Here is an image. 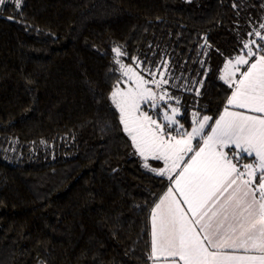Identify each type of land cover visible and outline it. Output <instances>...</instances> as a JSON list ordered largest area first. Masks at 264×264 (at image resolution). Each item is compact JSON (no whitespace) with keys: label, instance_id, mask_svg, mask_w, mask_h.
I'll return each instance as SVG.
<instances>
[{"label":"trees","instance_id":"trees-1","mask_svg":"<svg viewBox=\"0 0 264 264\" xmlns=\"http://www.w3.org/2000/svg\"><path fill=\"white\" fill-rule=\"evenodd\" d=\"M262 5L21 0L15 9L9 0L0 11V264H149L150 213L169 182L143 168L119 123L112 49L149 81L168 62L164 88L189 131L192 112L214 122L226 106L221 69L258 30Z\"/></svg>","mask_w":264,"mask_h":264},{"label":"snow or ice","instance_id":"snow-or-ice-1","mask_svg":"<svg viewBox=\"0 0 264 264\" xmlns=\"http://www.w3.org/2000/svg\"><path fill=\"white\" fill-rule=\"evenodd\" d=\"M13 2L20 9L21 0ZM8 3L0 0V11ZM255 36L264 41L261 32ZM243 47L246 53L228 60L219 77L232 90L223 112L214 122L193 112L191 131L178 119L180 100L164 88L168 62L160 79L149 71V81L123 63L119 47L112 49L120 74L135 85L117 84L110 93L119 123L143 168L170 182L150 213L152 264H264V44ZM158 102L168 105L163 123L142 108L156 110Z\"/></svg>","mask_w":264,"mask_h":264},{"label":"rangeland","instance_id":"rangeland-1","mask_svg":"<svg viewBox=\"0 0 264 264\" xmlns=\"http://www.w3.org/2000/svg\"><path fill=\"white\" fill-rule=\"evenodd\" d=\"M260 17H261V22L260 21H258L257 22V26H255V27H257L258 28V30H254L253 31V37H252V33H251V37L247 40V41H253V40H255V41H260L259 40V38L258 37H256L255 36V32H261L262 34H264V29H262L261 27H260V25L261 24H264V0H263V5H262V11H261V13H260ZM246 41V42H247ZM263 42V41H262ZM245 43V42H244ZM243 43V44H244ZM257 44H259V42H257ZM253 46V48H254V50H256V45L254 44V45H252ZM243 47V46H242ZM245 52H246V49H244V47H243V53H240V54H238V55H243V54H245ZM238 55H236V56H238ZM236 56H234V57H232V58H230V59H232L233 61H234V59H235V57ZM230 59H227L226 61H225V63L223 64V67H222V69H221V72H220V75L224 72V66H225V64L227 63V61L228 60H230ZM255 59V57H253L252 58V60H254ZM252 61L250 60V63H251ZM130 67H133V66H130ZM246 67L247 66H244L242 69H241V71H243V70H245L246 69ZM133 69L137 72V73H139L138 71H137V68L135 67H133ZM140 74V73H139ZM122 76V75H121ZM145 78V77H144ZM237 78H239V77H237ZM146 79V78H145ZM147 80V79H146ZM120 87H121V89H127L128 87H134L135 85L134 84H132L130 81H128L127 80V77H124V76H122V84H120L119 85ZM148 87H151L152 89H153V91H159V90H157L155 87H154V85L153 84H149L148 85ZM168 91V90H167ZM168 93H169V91H168ZM171 95V94H170ZM173 97H175L174 95H172ZM177 98V97H176ZM179 99V98H178ZM159 104H160V107L158 108V109H156V110H153L152 108H151V106H150V104H143V105H146L149 109H152V111H153V113H154V115L155 114H157V113H159V117L161 118V123H163V120H162V112L164 111V110H168V105H165L163 102H158ZM172 106H176L175 105V101L174 100H172V101H170L169 102ZM143 105H142V107H143ZM114 106V105H113ZM223 112V111H222ZM221 112V113H222ZM193 113V112H192ZM192 113H191V122H192ZM200 117L202 118L203 116L202 115H200ZM179 118V117H178ZM154 119H157V118H154ZM159 122V121H158ZM191 130V129H190ZM189 130V131H190ZM199 143V139H198V141H196V140H194L193 141V144H194V146L195 145H197ZM133 151H134V149H133ZM137 157H139L137 154H135ZM140 158V157H139ZM141 159V158H140ZM143 162V161H142ZM155 163L152 165V167H162L163 165H162V162H159V161H154ZM149 164L151 165V160L149 161ZM151 233V232H150ZM149 264H151V261H150V263Z\"/></svg>","mask_w":264,"mask_h":264},{"label":"crops","instance_id":"crops-1","mask_svg":"<svg viewBox=\"0 0 264 264\" xmlns=\"http://www.w3.org/2000/svg\"><path fill=\"white\" fill-rule=\"evenodd\" d=\"M240 111H243V110H240ZM219 117V116H218ZM206 129V128H205ZM210 130V129H209ZM191 131V130H190ZM196 141H198V138H197V140ZM189 155H191V154H189ZM245 162H248V161H245ZM163 178V177H162ZM164 179H166V178H164ZM167 180V179H166ZM168 181V180H167ZM169 182V181H168ZM170 186V182L168 183V187ZM167 191V190H166ZM165 191V192H166ZM164 194V193H163ZM150 220V219H149ZM150 228H151V224H150ZM151 261V260H150ZM151 264H152V262H151Z\"/></svg>","mask_w":264,"mask_h":264}]
</instances>
